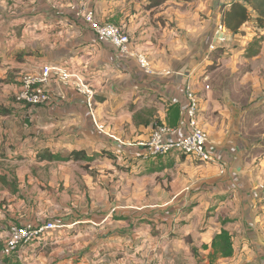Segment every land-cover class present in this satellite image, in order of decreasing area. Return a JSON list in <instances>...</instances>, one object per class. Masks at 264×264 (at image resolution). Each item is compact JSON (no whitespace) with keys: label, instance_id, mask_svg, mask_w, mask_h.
Segmentation results:
<instances>
[{"label":"rangeland","instance_id":"rangeland-1","mask_svg":"<svg viewBox=\"0 0 264 264\" xmlns=\"http://www.w3.org/2000/svg\"><path fill=\"white\" fill-rule=\"evenodd\" d=\"M154 1L150 0L151 5ZM227 1L164 0L150 14L158 22L153 33L158 34L160 45L147 51L156 73H188L199 105L200 125L220 159L203 162L183 155L145 159L138 152L131 157L123 149L148 142L155 123L166 116L169 101L162 99L160 89L145 85L124 93L97 95L92 108L103 134L111 139V148L110 143H103L95 161H41L37 154L45 149L71 152L47 144L0 159V176L15 183L18 192L12 194L0 184V237L11 225L20 224L19 218H43L60 207L76 211L93 198L101 201L109 197L111 205L117 206L125 189L138 199L145 192L147 198L156 196L157 189L191 188L193 196L185 193L193 197L191 205L210 200L205 219L218 217L223 227L231 228L235 245L246 249L242 254H262L259 260L264 262V29L256 28L254 22L243 26L239 34L221 28V5ZM10 7V0H0L3 12L10 15ZM256 40L260 41V52L249 58L248 49ZM135 72L138 74L137 69ZM146 120L152 121L148 127L140 123ZM6 121L0 119L1 128ZM83 189L106 190L91 195ZM217 189L225 192L219 194ZM53 233L41 244L19 251L23 264L66 263L69 258L63 257L64 244L57 242Z\"/></svg>","mask_w":264,"mask_h":264},{"label":"crops","instance_id":"crops-1","mask_svg":"<svg viewBox=\"0 0 264 264\" xmlns=\"http://www.w3.org/2000/svg\"><path fill=\"white\" fill-rule=\"evenodd\" d=\"M10 1V15L0 8V107L7 110L0 119L8 120L0 127V159L46 144L66 151L82 150L87 156L98 153L103 143H110L111 148V139L103 134L92 108L95 96L121 90L124 93L144 85L151 86L152 90L160 89L162 99L169 101L168 110L171 106L179 107L176 126L168 122L167 125L174 128L181 125L185 101L181 89L191 84L190 76L181 70L156 73L147 52L149 47L160 45L158 34L153 33L158 22L150 14L164 0H156L153 5L150 0L138 4L129 0ZM73 7L95 10L100 19L123 26L131 36L134 51L149 56L153 75L140 70L135 59L120 55L109 43L99 39L75 16ZM44 65L61 67L76 75L93 95L82 93L74 79L65 84L53 78L47 85L52 97L48 105L35 108L16 102L22 75L38 74ZM155 82H158L156 86ZM168 110L162 120L165 124ZM123 150L131 157L138 152L134 147ZM50 151L54 153L53 148ZM104 190L83 189L91 195H100ZM126 190L117 206L111 205L109 197H102L101 201L93 198L76 211L60 207L45 213L43 218L32 216L29 221L18 220L20 224L66 225L67 228L52 232L57 242L64 244L63 257L69 258L65 264H264L259 260L262 254L250 257L242 254L246 249L235 245L231 228L223 227L218 217L205 219L210 200L204 205L192 206L193 197L189 198L179 189H157L156 196L147 198L145 192L133 199ZM219 191L225 192L223 189L215 192ZM194 194L192 191L191 196ZM222 229L232 236L234 254L229 258L216 254L212 248L214 238Z\"/></svg>","mask_w":264,"mask_h":264},{"label":"built area","instance_id":"built-area-1","mask_svg":"<svg viewBox=\"0 0 264 264\" xmlns=\"http://www.w3.org/2000/svg\"><path fill=\"white\" fill-rule=\"evenodd\" d=\"M238 1V0H229ZM76 17L81 18L92 32L101 40L109 43L120 55L135 59L140 70L150 72L148 57L143 53H136L133 49L130 34L123 26L102 20L95 10L72 8ZM221 28H224L222 25ZM169 75L170 72H167ZM179 75V73H175ZM53 78L70 84L72 79L75 86L84 94L91 97L92 91L82 80L66 69L57 66L44 65L38 74L26 73L21 77L22 88L16 95V102L35 108L44 107L52 100L47 85ZM184 101L183 117L178 128L166 124H158L154 128L149 140L139 145L137 151L145 159H156L169 155H184L203 162H217L219 154L213 150L208 141L206 131L201 127L198 112L199 105L190 85L181 89ZM191 188L182 191L190 193ZM67 228L66 225L55 222L24 223L11 225L8 234L0 237L4 247L1 257L10 256L20 249L44 240L51 232Z\"/></svg>","mask_w":264,"mask_h":264},{"label":"trees","instance_id":"trees-1","mask_svg":"<svg viewBox=\"0 0 264 264\" xmlns=\"http://www.w3.org/2000/svg\"><path fill=\"white\" fill-rule=\"evenodd\" d=\"M221 25L232 34H239L241 28L251 22L255 23L256 28L264 29V0H238L223 3L221 5ZM259 40H256L248 49V57H256L261 48ZM167 122L169 125L176 126L180 118V109L177 106H171L168 110ZM7 110L0 107V115H6ZM156 122L155 125L165 124L164 122ZM145 127L152 124L151 120H146L143 123ZM167 125V124H166ZM156 127V126H155ZM99 156L98 153L92 156L80 151H71L69 153H53L50 150H42L37 154V158L41 161L51 162H70V161H87L93 162ZM184 156V155H183ZM188 157V156H186ZM0 183L5 188L9 189L12 194H17L16 184L9 181L7 178L0 177ZM19 225V224H18ZM42 242V241H40ZM38 243V242H36ZM34 244V243H33ZM4 244L0 238V264H23L20 260L19 251L12 253L10 256L1 257ZM212 248L216 254H222L225 257L232 256L234 253L232 236L229 231L222 229L212 242Z\"/></svg>","mask_w":264,"mask_h":264},{"label":"bare ground","instance_id":"bare-ground-1","mask_svg":"<svg viewBox=\"0 0 264 264\" xmlns=\"http://www.w3.org/2000/svg\"><path fill=\"white\" fill-rule=\"evenodd\" d=\"M166 124H167V121H166ZM171 163V162H170ZM172 164V163H171ZM259 264V263H258Z\"/></svg>","mask_w":264,"mask_h":264}]
</instances>
